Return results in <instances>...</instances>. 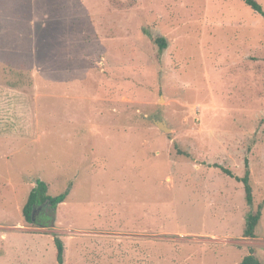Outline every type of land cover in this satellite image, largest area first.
I'll list each match as a JSON object with an SVG mask.
<instances>
[{
	"label": "rangeland",
	"instance_id": "374dc122",
	"mask_svg": "<svg viewBox=\"0 0 264 264\" xmlns=\"http://www.w3.org/2000/svg\"><path fill=\"white\" fill-rule=\"evenodd\" d=\"M246 161L252 206L221 169ZM39 180L70 191L36 209L51 228L22 214ZM263 202L264 17L243 0H0V264H58L55 237L63 264H264V208L243 237Z\"/></svg>",
	"mask_w": 264,
	"mask_h": 264
},
{
	"label": "trees",
	"instance_id": "16d2710c",
	"mask_svg": "<svg viewBox=\"0 0 264 264\" xmlns=\"http://www.w3.org/2000/svg\"><path fill=\"white\" fill-rule=\"evenodd\" d=\"M243 2L250 7L255 12L261 14L264 17V10L261 8L259 3L256 0H243ZM156 43L159 45L160 51H163L167 48V42L164 38H157ZM222 171L230 177H234L238 181L242 182L244 185L245 198L246 202L249 206L253 205V190L250 183L251 174L248 166V162L246 161V170L245 175L242 178L235 177L233 173L221 167ZM69 189L57 196L48 195V184L44 181H38L36 187L30 192L27 202L25 203L22 214L26 222L33 224L36 227L41 228H51L54 225V216H47L46 214H41L37 218L35 216V211L38 207L43 205H49L51 211L57 208L58 205L65 203ZM264 208V202L258 206L257 211L249 212L245 217V229L243 232L244 238H256L257 237V228L259 226L262 211ZM47 219V220H46ZM54 244L56 246V257L57 263L63 264L64 262V244L63 242L55 237ZM239 264H260L259 260L254 254V251L251 249L250 254L245 256Z\"/></svg>",
	"mask_w": 264,
	"mask_h": 264
},
{
	"label": "water",
	"instance_id": "95a60500",
	"mask_svg": "<svg viewBox=\"0 0 264 264\" xmlns=\"http://www.w3.org/2000/svg\"><path fill=\"white\" fill-rule=\"evenodd\" d=\"M154 123L158 127V129H160L161 131L165 133H170L171 130L168 128L165 121H155Z\"/></svg>",
	"mask_w": 264,
	"mask_h": 264
}]
</instances>
